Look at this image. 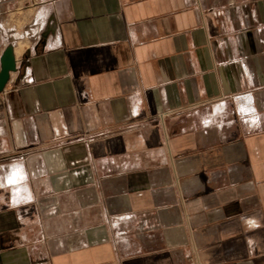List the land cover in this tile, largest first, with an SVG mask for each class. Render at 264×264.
<instances>
[{"label":"crops","instance_id":"1","mask_svg":"<svg viewBox=\"0 0 264 264\" xmlns=\"http://www.w3.org/2000/svg\"><path fill=\"white\" fill-rule=\"evenodd\" d=\"M20 2L0 264H264V0Z\"/></svg>","mask_w":264,"mask_h":264},{"label":"water","instance_id":"2","mask_svg":"<svg viewBox=\"0 0 264 264\" xmlns=\"http://www.w3.org/2000/svg\"><path fill=\"white\" fill-rule=\"evenodd\" d=\"M15 71V62L12 54V49L7 47L0 59V91L9 80V74Z\"/></svg>","mask_w":264,"mask_h":264},{"label":"rangeland","instance_id":"3","mask_svg":"<svg viewBox=\"0 0 264 264\" xmlns=\"http://www.w3.org/2000/svg\"><path fill=\"white\" fill-rule=\"evenodd\" d=\"M9 1H11V0H0V17H2L3 16V12L5 11V9L6 8H8L7 6H8V3H9ZM21 0H16V3L14 4L16 7H19V6H24V3H21L20 2ZM20 2V3H19ZM4 26L6 27V28H8L9 26H6L5 25V23H4Z\"/></svg>","mask_w":264,"mask_h":264}]
</instances>
